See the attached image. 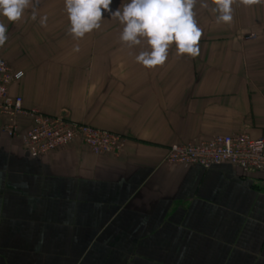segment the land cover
I'll use <instances>...</instances> for the list:
<instances>
[{
    "label": "crops",
    "instance_id": "crops-1",
    "mask_svg": "<svg viewBox=\"0 0 264 264\" xmlns=\"http://www.w3.org/2000/svg\"><path fill=\"white\" fill-rule=\"evenodd\" d=\"M213 7L193 9L200 54L173 44L152 69L135 61L146 45L121 42L108 12L79 40L64 0H38L35 20L31 7L17 22L0 16V58L22 74L9 92L24 108L126 137L118 155L74 140L31 156L28 117L16 136L0 130V264H264V172L164 161L173 143L264 136V3L236 0L230 24Z\"/></svg>",
    "mask_w": 264,
    "mask_h": 264
},
{
    "label": "clouds",
    "instance_id": "clouds-1",
    "mask_svg": "<svg viewBox=\"0 0 264 264\" xmlns=\"http://www.w3.org/2000/svg\"><path fill=\"white\" fill-rule=\"evenodd\" d=\"M212 11L218 13L217 23L230 24L233 20L232 5L236 0H211ZM245 6L264 3V0H239ZM34 0H0V16L9 22L22 19L24 12L32 8V19H36ZM65 10L70 23L68 32L74 39H82L86 34L101 27L104 13L108 12L117 19L123 30L120 40L129 48L146 45L144 50L135 56V61L145 68L162 66L168 59L169 49L174 44L177 55H188L192 58L200 54L199 42L203 30L198 26L193 11L197 0H129L113 11L112 0H64ZM201 7L208 8V2ZM46 25L47 16L40 19ZM7 27L0 22V47L8 39ZM79 51L77 45L74 49Z\"/></svg>",
    "mask_w": 264,
    "mask_h": 264
},
{
    "label": "built area",
    "instance_id": "built-area-1",
    "mask_svg": "<svg viewBox=\"0 0 264 264\" xmlns=\"http://www.w3.org/2000/svg\"><path fill=\"white\" fill-rule=\"evenodd\" d=\"M22 76L0 58V114L7 118L0 130L18 135L16 118L28 117L31 123L22 134V142L31 156H41L63 148L74 140L81 141L93 154L121 153L126 137L64 116L49 115L37 107L24 108L20 96H12L9 85ZM164 161L169 165L198 164L208 168L229 162L244 172H264V136L252 138L244 133L217 134L208 140L178 142L167 148Z\"/></svg>",
    "mask_w": 264,
    "mask_h": 264
},
{
    "label": "rangeland",
    "instance_id": "rangeland-1",
    "mask_svg": "<svg viewBox=\"0 0 264 264\" xmlns=\"http://www.w3.org/2000/svg\"><path fill=\"white\" fill-rule=\"evenodd\" d=\"M253 34L252 33H250V34H248L246 37H250V38H253ZM125 142V141H124ZM123 150V149H122ZM122 152V151H121ZM104 154H106V153H104ZM121 154V153H120Z\"/></svg>",
    "mask_w": 264,
    "mask_h": 264
}]
</instances>
